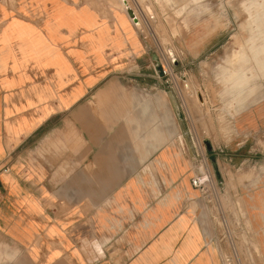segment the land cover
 Here are the masks:
<instances>
[{
    "label": "crops",
    "instance_id": "crops-1",
    "mask_svg": "<svg viewBox=\"0 0 264 264\" xmlns=\"http://www.w3.org/2000/svg\"><path fill=\"white\" fill-rule=\"evenodd\" d=\"M25 1L0 4V31L14 17L30 34L0 60V235L20 264H223L180 119L167 135L163 90L135 86L150 75L141 40L91 43L50 16L80 5ZM254 200L264 234V192Z\"/></svg>",
    "mask_w": 264,
    "mask_h": 264
},
{
    "label": "rangeland",
    "instance_id": "rangeland-1",
    "mask_svg": "<svg viewBox=\"0 0 264 264\" xmlns=\"http://www.w3.org/2000/svg\"><path fill=\"white\" fill-rule=\"evenodd\" d=\"M120 1L71 0L81 6L69 5L79 16L56 8L50 16L66 24L70 34L81 25L91 43L141 40L140 53L150 60L144 72L150 75L135 86L146 82V87L163 90L167 135L169 120L180 119L182 151L191 156V179L203 177L197 189L213 216L223 259L264 264L262 222L252 207L254 197L264 192V0H127L137 9L138 24ZM20 3L27 4L0 0L11 10ZM23 22L14 17L4 21L0 60L14 55L13 49L4 50L13 37H30L28 32L14 35L13 28ZM232 71L244 73L243 80ZM148 92L141 94L152 100L153 92ZM24 262L28 258L21 248L0 235V264Z\"/></svg>",
    "mask_w": 264,
    "mask_h": 264
},
{
    "label": "bare ground",
    "instance_id": "bare-ground-1",
    "mask_svg": "<svg viewBox=\"0 0 264 264\" xmlns=\"http://www.w3.org/2000/svg\"><path fill=\"white\" fill-rule=\"evenodd\" d=\"M119 5H121V7H123L125 9V12L127 13V15L131 18V20H133L135 23H140L138 20V12H137V9H135V7H133L132 5L128 4L127 3V0H121L120 2H118ZM117 7V6H116ZM128 9H131L133 14L132 16L129 15L128 13ZM261 34V33H260ZM263 35V34H262ZM253 37V36H252ZM258 47V46H257ZM256 47V48H257ZM260 50V49H259ZM264 50V49H263ZM167 65H169V63H167ZM232 74H235L236 77H238L239 79L243 80L245 74L244 73H236V72H233L232 71ZM227 78H230L229 76ZM226 78V79H227ZM202 99V98H201ZM207 163V162H206ZM206 163H205V167H206ZM208 167V166H207Z\"/></svg>",
    "mask_w": 264,
    "mask_h": 264
},
{
    "label": "built area",
    "instance_id": "built-area-1",
    "mask_svg": "<svg viewBox=\"0 0 264 264\" xmlns=\"http://www.w3.org/2000/svg\"><path fill=\"white\" fill-rule=\"evenodd\" d=\"M191 183L192 185L195 187V188H200L201 186H203L204 184V180H203V177L202 176H194L192 179H191ZM221 258H222V262L223 264H230V259L229 258H226L223 259L222 255H221Z\"/></svg>",
    "mask_w": 264,
    "mask_h": 264
},
{
    "label": "water",
    "instance_id": "water-1",
    "mask_svg": "<svg viewBox=\"0 0 264 264\" xmlns=\"http://www.w3.org/2000/svg\"><path fill=\"white\" fill-rule=\"evenodd\" d=\"M128 13H129V15H131V16H132V14H133V12H132L131 9H128Z\"/></svg>",
    "mask_w": 264,
    "mask_h": 264
}]
</instances>
